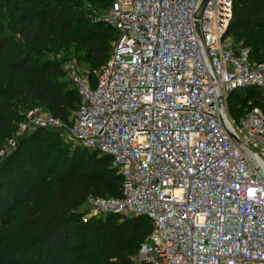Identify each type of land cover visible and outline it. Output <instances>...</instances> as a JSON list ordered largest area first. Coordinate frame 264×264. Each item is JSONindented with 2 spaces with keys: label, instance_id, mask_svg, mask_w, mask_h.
Here are the masks:
<instances>
[{
  "label": "built area",
  "instance_id": "1",
  "mask_svg": "<svg viewBox=\"0 0 264 264\" xmlns=\"http://www.w3.org/2000/svg\"><path fill=\"white\" fill-rule=\"evenodd\" d=\"M112 0L97 22L115 31L110 60L91 77L66 66L80 107L65 125L30 110L0 149L8 158L28 132L63 131L66 140L111 156L121 195L90 198L87 222L107 215L146 216L147 264H264V113L249 107L238 121L230 95L264 89V61L249 64L228 31L232 0ZM213 70L206 63L201 43ZM241 143L227 131L217 89Z\"/></svg>",
  "mask_w": 264,
  "mask_h": 264
},
{
  "label": "trees",
  "instance_id": "2",
  "mask_svg": "<svg viewBox=\"0 0 264 264\" xmlns=\"http://www.w3.org/2000/svg\"><path fill=\"white\" fill-rule=\"evenodd\" d=\"M232 1L228 37L237 51H249V64L263 62L264 0ZM111 2L0 0V149L36 107L71 124L80 96L51 54L70 50L93 77L113 51L114 29L96 21ZM233 98L237 121L249 101L264 113V89ZM64 139L63 131L38 128L0 162V264H138L151 220L107 215L85 222L89 199L119 197L123 177L111 156Z\"/></svg>",
  "mask_w": 264,
  "mask_h": 264
},
{
  "label": "water",
  "instance_id": "3",
  "mask_svg": "<svg viewBox=\"0 0 264 264\" xmlns=\"http://www.w3.org/2000/svg\"><path fill=\"white\" fill-rule=\"evenodd\" d=\"M207 1L206 0L203 5L201 6L199 12H198V19L201 18L202 16V13L205 9V6L207 4ZM201 43V46H202V50H203V53H204V57H205V60H206V63L210 69V72L212 73L213 75V70H212V67L210 65V62L208 60V57H207V54L203 48V44L202 42L200 41ZM217 93H218V97L220 99V103H221V115H222V121L227 129V131L229 132V134L231 135V137L233 138V140L237 143V144H240L241 141L239 139V137L237 136L235 130H234V127L232 126V123L230 122L229 118H228V114H227V111H226V108L224 106V103H223V93H222V90L220 88L217 89ZM243 152L246 154L247 158L250 160V162L254 165V167L257 169V171L261 174V176L264 178V162L258 157V155H256L255 153H253L250 149H248L247 147L245 146H242L241 147Z\"/></svg>",
  "mask_w": 264,
  "mask_h": 264
},
{
  "label": "rangeland",
  "instance_id": "4",
  "mask_svg": "<svg viewBox=\"0 0 264 264\" xmlns=\"http://www.w3.org/2000/svg\"><path fill=\"white\" fill-rule=\"evenodd\" d=\"M103 16V13H100L98 15V18H101ZM73 52H71L70 50H66V53L64 54H58V55H52L51 54V58H55L58 61H63V64L65 66H67L69 63H77L83 70H85V68L83 67V65L81 63H79V61L73 56L72 54ZM235 98V97H234ZM234 98L232 100H228V107L231 109L232 103L234 102ZM37 108V107H36ZM34 108V109H36ZM228 111V114L230 116L231 119H235V116L238 114L236 111V107L232 110ZM33 110V109H32ZM64 142L68 145V144H72V147L75 148L78 144H75L73 142H70L66 139H64ZM99 155L101 156V153H99ZM135 262L140 264L142 261L140 254H138V256L135 258Z\"/></svg>",
  "mask_w": 264,
  "mask_h": 264
}]
</instances>
